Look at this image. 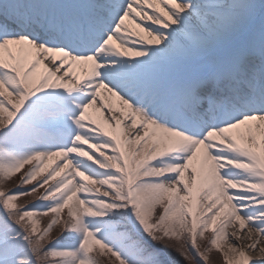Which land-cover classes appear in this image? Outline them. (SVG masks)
I'll list each match as a JSON object with an SVG mask.
<instances>
[{"label": "snow or ice", "instance_id": "obj_1", "mask_svg": "<svg viewBox=\"0 0 264 264\" xmlns=\"http://www.w3.org/2000/svg\"><path fill=\"white\" fill-rule=\"evenodd\" d=\"M261 241L264 0H0V264H264Z\"/></svg>", "mask_w": 264, "mask_h": 264}, {"label": "bare ground", "instance_id": "obj_2", "mask_svg": "<svg viewBox=\"0 0 264 264\" xmlns=\"http://www.w3.org/2000/svg\"><path fill=\"white\" fill-rule=\"evenodd\" d=\"M204 68V64L203 62H201L200 60H179V61H168L165 62L161 65H159L157 68H155L152 72V75L154 78H169L171 75H173L174 73H184L185 71H192L193 74L198 73L199 71H202ZM166 79V80H167ZM105 100V103H108V98L106 96L103 97ZM114 103V102H113ZM96 107H99V104L96 105ZM106 111V109H105ZM90 114L93 115V117L95 118V114L91 112L90 110ZM118 115V114H117ZM201 203H203L201 201ZM234 227H229L226 229V232L229 234V236L231 237V239L233 240V242L238 245L240 248H244V246L246 244L251 243V241H249L247 239V233H235L234 231ZM239 234L240 235V239L236 240L235 236ZM255 238V237H254ZM259 247H264V241H261L260 244L257 246ZM224 250L225 252L227 251V246L224 245ZM250 257L253 258V260L257 259V253L255 251H250L247 253Z\"/></svg>", "mask_w": 264, "mask_h": 264}, {"label": "rangeland", "instance_id": "obj_3", "mask_svg": "<svg viewBox=\"0 0 264 264\" xmlns=\"http://www.w3.org/2000/svg\"><path fill=\"white\" fill-rule=\"evenodd\" d=\"M258 23H259V22L257 21V26H258ZM18 178H19V177L17 176V177H16L15 179H13L10 183H8V184L6 185V187H8V188H13V187L15 186V184L18 182ZM41 191H42V190H41ZM37 194H38V193H37ZM32 200H33V197H23V198L19 201V203H21V204L31 203ZM40 223H41V226L43 227V226L46 225L47 220L42 219ZM52 235H53V237H55V235H56V231H55V230H53ZM209 236H210L209 233H205V240H204V241H200V240H198V243H200L201 248L204 247V245L206 244L207 239H208ZM210 260H211V264H222L221 257L219 256V254H217V253H215V252L210 253ZM101 264H108V261H107V260H102V261H101ZM179 264H184V262H183V261H180ZM197 264H199L198 261H197Z\"/></svg>", "mask_w": 264, "mask_h": 264}]
</instances>
